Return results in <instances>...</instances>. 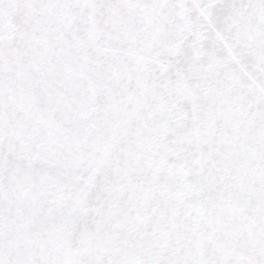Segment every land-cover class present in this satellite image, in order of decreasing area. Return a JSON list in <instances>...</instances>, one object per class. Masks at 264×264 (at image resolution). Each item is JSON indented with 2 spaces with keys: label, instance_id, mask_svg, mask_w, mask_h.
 Masks as SVG:
<instances>
[{
  "label": "snow or ice",
  "instance_id": "1",
  "mask_svg": "<svg viewBox=\"0 0 264 264\" xmlns=\"http://www.w3.org/2000/svg\"><path fill=\"white\" fill-rule=\"evenodd\" d=\"M0 264H264V0H0Z\"/></svg>",
  "mask_w": 264,
  "mask_h": 264
}]
</instances>
